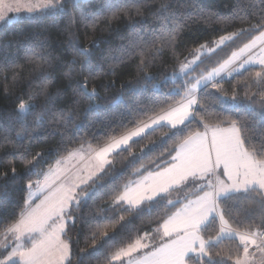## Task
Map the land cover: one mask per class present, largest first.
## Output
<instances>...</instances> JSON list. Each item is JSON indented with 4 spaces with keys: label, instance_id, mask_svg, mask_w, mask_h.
Here are the masks:
<instances>
[{
    "label": "trees",
    "instance_id": "obj_1",
    "mask_svg": "<svg viewBox=\"0 0 264 264\" xmlns=\"http://www.w3.org/2000/svg\"><path fill=\"white\" fill-rule=\"evenodd\" d=\"M140 4L141 0H91L79 3L75 8L69 7L71 17L38 12L11 19L0 27V172L9 170V178L0 180V220H13L24 207L28 195L26 182L28 179L36 180L37 172H46L57 159L79 148L82 142L103 146L113 134H124L133 130L139 119L147 120L148 117L143 115L146 111L171 103L169 93L183 82V78L177 76L172 80L166 77L179 72L181 62H187L201 45L211 46L221 35L239 32L249 28L250 23H256L260 19L261 7L258 0H240L239 5L238 0H178L175 7L182 14L183 30L178 33L174 46H166L155 59L152 58L153 52L145 48V71L155 78L151 83H145L144 73L140 71V56L128 58L124 53V49L130 47V39L142 38L151 43L159 36L158 25L150 16L156 5L142 7V15H136V6ZM238 7L243 9L239 15L244 16V20L236 18ZM121 10H127L130 15ZM114 12L117 13L115 17L112 15ZM253 12L257 14L253 16ZM248 39L246 33L223 53L204 56L202 62L193 66L195 71L191 76L196 78L211 71ZM41 41L46 42L48 51L56 57L52 67L47 69L50 80L42 79L36 63L28 59L30 45ZM70 41L89 48V54L76 55ZM74 59L75 65L72 64ZM89 63L92 65L91 75ZM258 70V66H250L220 80L222 92H216L210 85L206 92L203 89L198 93L223 96L222 103L209 105L219 114L214 123L223 121V126H226L228 121L241 117L252 123L244 84L245 81L250 82ZM69 72L71 75H66ZM85 77L89 78V89L95 87L97 90V96L92 100L75 92L76 82ZM45 87L56 109L72 112L73 122L60 125L58 131L49 125L46 130H41L39 138L32 139L31 129L23 133L18 122L17 103ZM234 92L237 95L235 103L231 100ZM46 100L47 96H38L26 124L31 125L40 115H44L45 120L49 118L43 111ZM256 107L259 109V104ZM191 130H197V124H193ZM199 130L203 131L202 125ZM17 132H21L24 138H18ZM5 136L10 142L3 141ZM169 136L171 132L165 135L159 128L147 132L132 141L122 154H113L112 165L98 174L104 177L102 180L96 183L89 181L83 186L89 194L82 197L79 207L73 210L74 223L68 222L63 236L71 248L70 264H109L112 253L145 233L151 236V247L162 242V234L156 231L157 228L181 205L165 207L163 201H152L130 210H126V205L115 208L110 205L113 189L122 188L134 179L133 173L142 165L147 174V170L155 171L157 165L162 168L171 162L181 138L169 139ZM253 139L258 140L259 137L254 136ZM21 153L29 159L36 153H42L39 167L30 172L22 163ZM139 157L143 159L134 167L130 166L131 161ZM12 166L17 169L14 178L10 173ZM182 194L175 191L171 198L184 202ZM238 195L240 199L227 200L222 205L229 215L245 225L264 223V203L254 195L248 198L243 193ZM216 232L217 225H213L205 236L215 237ZM238 243V240H224L214 249L213 258L224 259L225 264H235L236 255H243L242 246L237 253ZM216 252L220 255H215ZM229 256L233 259H228ZM199 259L192 257L193 264H198Z\"/></svg>",
    "mask_w": 264,
    "mask_h": 264
},
{
    "label": "snow or ice",
    "instance_id": "obj_2",
    "mask_svg": "<svg viewBox=\"0 0 264 264\" xmlns=\"http://www.w3.org/2000/svg\"><path fill=\"white\" fill-rule=\"evenodd\" d=\"M177 2L178 0H141V4L136 6V15H142V7L156 5L150 16L158 25L159 36L151 43L143 41L142 38L130 39V47L124 49L128 58L140 56V71L144 73L145 83H151L155 79L145 71V48L153 52L152 58L155 59L166 46H174L178 33L183 30L182 14L175 7ZM239 2L240 0L238 5ZM78 3L79 0H40V3L29 4L26 7L29 13L35 8L53 15L71 17L72 13L68 8H75ZM258 4L261 6L260 19L256 23H250L249 28L241 29L239 32L221 35L216 42V47H220L226 41H234L246 33L249 37L248 42L238 51H234L222 64L206 74L193 78L191 76L195 71L193 65L201 61L204 50L209 53L216 50L201 45L194 50L192 60L181 62L179 72L166 77L172 80H176L177 76L183 78V82L169 93L172 96L171 103L146 111L143 115L148 117L147 120L139 119L135 128L124 134H113L103 146L82 142L79 148L72 149L57 159L46 172H37L36 180H27L28 195L24 207L13 220H0V249L7 250L0 252V264H66V262L70 264L71 248L62 237L66 235L68 222L74 223L73 210L79 207L82 197L89 194L82 185H87L89 181L96 183L102 180L104 177L98 174L104 172L106 166L112 165L113 153L122 154L124 149L129 148V142L134 137L142 136L149 128H153L154 131L159 128L165 135L171 132L169 139L178 136L181 138V142L174 149L175 154L171 156L172 162L162 169L157 165L158 170H147V174L142 165L133 173L134 179L122 188L113 189L110 207L126 204L128 206L126 210H130L139 208L145 201L157 203L163 201L165 207L182 206L168 216L156 230L157 232L162 230V239L167 238L164 243L156 246L151 252L143 253V249L150 247L145 242L149 238L145 233L144 236H138L112 253L109 264L118 261H123V264H193V255L200 258L198 264H225L224 259L213 258L214 249L224 240H238L237 253L241 251L242 246L243 255H236L235 264H253V261L264 264V223L260 225L238 223L222 206L227 200L240 199L238 194L241 193L245 198L254 195L264 203V0H258ZM8 10L18 12L19 6L13 9V6L9 5ZM121 11L130 15L127 10ZM242 11L243 9L239 7L236 9V18L245 19L239 15ZM256 14L253 12V16ZM112 15L115 17L117 13L114 12ZM207 18L211 19V16ZM0 21L11 22V18L5 17L3 11H0ZM92 23L94 26L95 20ZM70 46L78 56L89 54V48L80 47L76 41H70ZM255 49L259 50L254 51ZM28 59L36 63L42 79H51L47 69L52 67L56 57L48 51L46 42L30 45ZM238 60V68L233 71L244 69L246 65H259L255 77L244 84L252 123L249 124L246 117H241L232 119L223 126L225 123L223 121L213 122L218 120L219 114L209 106L215 102L222 103L223 96L198 93L202 87L206 92L208 84H211L216 92H222V84L216 77L226 72ZM72 64H76L75 59ZM88 68L91 75L90 63ZM231 74L228 72L229 76ZM66 75H71V72ZM253 88L257 91L253 92ZM75 92L87 100L97 96L95 87L89 89L88 77L76 82ZM40 95L47 96L43 111L49 118L45 120L44 115H40L28 125L25 121L33 113L36 107L34 101ZM231 100L234 103L237 101L235 92ZM257 104L259 109L256 107ZM16 115L23 133H28L29 128L31 129L32 139L39 138L41 130H46L49 125L58 131L60 125L73 122L71 111L55 108L53 98L48 95L46 87L41 88L39 93L28 95L27 100L20 99ZM193 124H197V130H191ZM201 125L203 131L199 130ZM254 136L259 139L254 140ZM17 137L24 138L21 132H17ZM3 141L10 142L7 136ZM41 156L42 153H36L29 159L27 155L21 153V160L31 172L39 167ZM76 159L86 161L88 169L86 176L73 174L67 167L70 161ZM142 159L143 157L134 159L130 166L134 167ZM16 172V167L12 166L10 173L13 178ZM221 177H226V180ZM8 178L9 170L0 172V180ZM176 190L192 191L195 198L185 196V202L173 200L171 195ZM40 196L43 198L39 199V203L33 204ZM213 225H217L215 237H206L205 232ZM250 246L253 248L252 251ZM137 253L141 254L137 256L135 255ZM215 255L220 254L216 252ZM205 257L207 259H203ZM228 259L233 257L229 256Z\"/></svg>",
    "mask_w": 264,
    "mask_h": 264
},
{
    "label": "rangeland",
    "instance_id": "obj_3",
    "mask_svg": "<svg viewBox=\"0 0 264 264\" xmlns=\"http://www.w3.org/2000/svg\"><path fill=\"white\" fill-rule=\"evenodd\" d=\"M38 3H40V0H0V11H3V15L5 16V17H7V18H11V19H15V18H19V17H24V16H30V15H32V14H34V13H38V12H48V11H44V10H42V9H35L34 8V10H33V12L32 13H29L28 11H27V5H29V4H32V5H36V4H38ZM9 5H12L13 6V9L16 7V6H19V11L17 12V11H15V10H12V11H9L8 10V7H9ZM4 23H6V22H4V21H0V27L4 24ZM219 40V39H218ZM218 40H216L211 46H208L209 48H216V50H215V52H211V53H209V52H207L206 50H204V54L201 56V60L204 58V56H211V55H216V54H218V53H223V51H225V50H227L228 49V47L229 46H231V45H235L236 43H237V40L238 39H236V40H234V41H226L225 42V44L224 45H222V46H220V47H216V42L218 41ZM241 47H243V45H241L240 47H237L236 49H233V51H232V53L234 52V51H238L239 50V48H241ZM257 50H259V49H257ZM232 53L229 55V57L232 55ZM195 55V52L190 56V58L188 59V61H190V60H192L193 59V56ZM228 57V58H229ZM228 58H226L225 60H227ZM205 59V58H204ZM224 60V61H225ZM223 61V62H224ZM239 61V60H238ZM237 61V62H238ZM200 61H197V63H199ZM222 62V63H223ZM236 62V63H237ZM196 63V64H197ZM222 63H220V64H222ZM236 63H234V64H232L230 67H229V69L226 71V72H222L221 74H220V76H218V77H216V79L217 80H220V78H221V76L222 75H227L228 74V72H231L232 74L233 73H236L237 71H233V69H236V66H234ZM195 64V65H196ZM219 64V65H220ZM218 65V66H219ZM194 66V65H193ZM217 66V67H218ZM234 66V67H233ZM256 66H258L259 67V65H256ZM211 84H208V86H210ZM204 88L202 87L201 88V90H203ZM181 127V126H180ZM154 128H156V126H154ZM151 130H153V128H149V129H146V131H145V133L144 134H146L147 132H149V131H151ZM144 134H142V136L144 135ZM141 137V136H140ZM140 137H134L133 138V140L132 141H134V140H137L138 138H140ZM132 141H130L129 142V144L132 142ZM114 154V153H113ZM78 163V164H77ZM80 163V161L78 160V159H76L75 161H70L69 163H68V165H67V167L68 168H70L71 169V173H73V174H76V173H78V174H81L82 176H86L87 174H88V169L86 168V161H84V162H81V164H79ZM222 179H223V177H221ZM84 185H82V187H83ZM242 194V193H241ZM86 197V196H85ZM84 197V198H85ZM43 197L42 196H40L38 199H35L34 201H33V204H35V203H39V199H42ZM149 202V201H148ZM63 238V237H62ZM10 243H14V241H10ZM4 249H0V252H2ZM10 250V249H9ZM121 261H118V262H115V263H120Z\"/></svg>",
    "mask_w": 264,
    "mask_h": 264
},
{
    "label": "crops",
    "instance_id": "obj_4",
    "mask_svg": "<svg viewBox=\"0 0 264 264\" xmlns=\"http://www.w3.org/2000/svg\"><path fill=\"white\" fill-rule=\"evenodd\" d=\"M254 51H258L257 49H255ZM238 65H239V61L234 65V66H236V68H238ZM233 66V67H234ZM250 66H256V65H246L245 66V68L244 69H246V68H248V67H250ZM244 69H240L239 71H237L236 73H233V74H231V76L232 75H234V74H237V73H239V72H241L242 70H244ZM230 76L227 74L226 76L225 75H222L221 76V78H220V80H223V79H226V78H229ZM219 80V81H220ZM167 127V126H166ZM142 137V136H141ZM73 161H75V160H73ZM81 162H84V161H80V163L79 164H81ZM172 162V161H171ZM170 162V163H171ZM78 164V163H77ZM165 166H163L162 168H164ZM161 168V169H162ZM158 170V169H157ZM156 171V170H155ZM223 179H225L226 180V177H223ZM85 186V185H84ZM176 191H181V192H183L184 194H182V196L185 198V196H189V198H191V199H194L195 198V195H194V193L192 192V191H188V192H184V191H182V190H176ZM192 196V197H191ZM145 202H148V201H145ZM144 202V203H145ZM185 202V201H184ZM126 205V204H125ZM127 206V205H126ZM182 206V205H181ZM161 234H162V230H161ZM148 239L145 241L146 243H148L149 245H150V247L149 248H147V249H143L142 250V252L143 253H147V252H151L155 247H151L152 246V244H151V236L150 235H148ZM167 238H163V240H162V242L160 243V244H162V243H164L165 242V240H166ZM160 244H158V245H160ZM157 245V246H158ZM251 247V246H250ZM141 253H137V254H135V255H137V256H139ZM257 256H259V253H257ZM192 257H196V256H192ZM121 264H123V261H121L120 262ZM253 264H257V262L256 261H253Z\"/></svg>",
    "mask_w": 264,
    "mask_h": 264
},
{
    "label": "water",
    "instance_id": "obj_5",
    "mask_svg": "<svg viewBox=\"0 0 264 264\" xmlns=\"http://www.w3.org/2000/svg\"><path fill=\"white\" fill-rule=\"evenodd\" d=\"M89 1H91V0H79V3H86V2H89Z\"/></svg>",
    "mask_w": 264,
    "mask_h": 264
},
{
    "label": "built area",
    "instance_id": "obj_6",
    "mask_svg": "<svg viewBox=\"0 0 264 264\" xmlns=\"http://www.w3.org/2000/svg\"><path fill=\"white\" fill-rule=\"evenodd\" d=\"M253 250V248L252 247H250V251H252Z\"/></svg>",
    "mask_w": 264,
    "mask_h": 264
}]
</instances>
